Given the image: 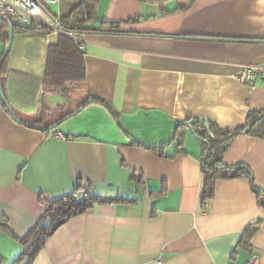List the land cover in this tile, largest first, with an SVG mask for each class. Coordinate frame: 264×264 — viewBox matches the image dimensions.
Returning <instances> with one entry per match:
<instances>
[{
	"label": "crops",
	"instance_id": "obj_1",
	"mask_svg": "<svg viewBox=\"0 0 264 264\" xmlns=\"http://www.w3.org/2000/svg\"><path fill=\"white\" fill-rule=\"evenodd\" d=\"M86 1L89 24L120 27L80 34L79 86L43 83L58 34L13 33L10 108L29 124H60L47 133L17 122L0 101V264H27L21 240L44 212L40 195L58 199L77 185L93 206L55 230L29 264H246L253 254L264 264V208L249 181H216L203 210L200 142L187 127L169 141L187 120L231 132L264 110V74L251 87L236 80L243 67L264 65V0H61L47 9L65 16ZM89 97L111 110L77 111ZM179 139L183 153L167 157ZM169 142L162 155L147 148ZM223 162L247 165L264 191L263 139L237 136Z\"/></svg>",
	"mask_w": 264,
	"mask_h": 264
},
{
	"label": "trees",
	"instance_id": "obj_2",
	"mask_svg": "<svg viewBox=\"0 0 264 264\" xmlns=\"http://www.w3.org/2000/svg\"><path fill=\"white\" fill-rule=\"evenodd\" d=\"M92 12V6L86 1L82 6L75 8L70 14L65 15L62 19L63 22H66L69 17H74V22L67 27V29L75 31L78 34L89 32H119V24L108 23L105 21H99L97 26L89 24L94 20ZM7 29V24L2 21L0 26V44L5 45L8 41L9 35ZM15 32L35 33V30L30 26L17 27L13 25V33ZM1 54L2 52H0V57ZM6 60L7 56L0 65V82L5 99L4 74ZM83 80L84 60L82 53L78 50L72 39L64 35H59L58 43L54 46H50L48 49L46 70L43 78L44 85L62 88L64 84L70 83L72 85L79 86L83 83ZM62 90L65 91L67 88L63 87ZM89 98L90 99L86 103L77 108V111L89 103H98L110 109L102 100L93 97ZM71 114L66 115V117ZM257 116H260L259 120L250 127L247 135L264 140V110L248 112L244 126L231 132L218 129L216 126L202 119L187 120L184 122L188 125L191 123L190 131H192L193 135L199 140L201 145L203 187L200 198V206L203 210L206 209L208 202L214 195L216 181L239 178H245L249 181L251 190L256 196L257 204L264 208V191L256 187L254 176L250 168L242 163L226 165L223 162V156L231 146L232 141L237 136L241 135V132L245 129V127ZM41 122V120L35 121L32 125L38 128H47L55 123L54 121L47 124H42ZM188 125L181 123L178 124L170 142L175 138L181 128H189ZM53 131L46 130L47 133H51ZM170 142L167 145L160 147L147 148H150L156 154L162 155L163 150L170 144ZM181 153H183L182 140L179 139L175 145L174 153L166 156L174 157ZM81 193V186L77 185V187L70 194L58 199H46L40 195L39 201L44 207V212L35 226L30 229L26 236L21 240L22 243L27 244V248L23 253V255L28 258L27 264L31 262L35 253L43 246L48 237L64 222L72 217L84 213L88 208L93 206L95 199L88 197L85 193L80 198L79 195ZM259 225L260 223L250 225L243 232L242 240L245 238L249 241L257 231ZM6 227L7 220L0 216V230H4Z\"/></svg>",
	"mask_w": 264,
	"mask_h": 264
},
{
	"label": "built area",
	"instance_id": "obj_3",
	"mask_svg": "<svg viewBox=\"0 0 264 264\" xmlns=\"http://www.w3.org/2000/svg\"><path fill=\"white\" fill-rule=\"evenodd\" d=\"M61 0H0V17L9 19L18 26H30L36 33L49 34L54 33L64 35L74 41L79 49H82L81 35L75 31L68 30L74 22V17H69L63 22L62 15L51 13L47 6L58 4ZM264 74V65L245 66L241 73L236 76V80L247 86L254 85L256 78ZM54 136L60 140H66V137L58 132ZM258 257L253 254L246 264H257Z\"/></svg>",
	"mask_w": 264,
	"mask_h": 264
},
{
	"label": "water",
	"instance_id": "obj_4",
	"mask_svg": "<svg viewBox=\"0 0 264 264\" xmlns=\"http://www.w3.org/2000/svg\"><path fill=\"white\" fill-rule=\"evenodd\" d=\"M0 20L1 21H4L7 26H8V35H9V38H8V41L2 51V54H1V57H0V65L1 63L3 62V60L5 59V57L8 55L9 51H10V47H11V44H12V37H13V25L11 23V21L9 19H4V18H1L0 17ZM0 101L1 103L4 105L6 111L9 113V115L17 122H20V123H23L25 125H28V126H32V127H35L34 125L32 124H29V123H26L24 121H22L21 119H19L18 117H16V115L13 113L12 109L10 108L8 102L6 101L4 95H3V92H2V88H1V82H0ZM260 116H257L255 117L246 127L245 129L241 132V134H247L250 130V127L255 124L258 120H259ZM60 124V121H57L56 123L52 124L51 126L47 127V128H38V127H35V128H38L42 131H52L54 130L58 125ZM181 124H184V125H188L187 123H181ZM190 124L189 123V129L191 128L190 127ZM178 125H176L174 127V129L172 130L171 134H170V137H169V141L173 138L174 136V133H175V130L177 129ZM192 132V131H191Z\"/></svg>",
	"mask_w": 264,
	"mask_h": 264
}]
</instances>
